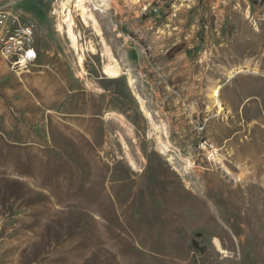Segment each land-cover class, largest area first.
I'll return each instance as SVG.
<instances>
[{"label":"rangeland","instance_id":"rangeland-1","mask_svg":"<svg viewBox=\"0 0 264 264\" xmlns=\"http://www.w3.org/2000/svg\"><path fill=\"white\" fill-rule=\"evenodd\" d=\"M75 2L0 0V264H264V0Z\"/></svg>","mask_w":264,"mask_h":264},{"label":"built area","instance_id":"built-area-1","mask_svg":"<svg viewBox=\"0 0 264 264\" xmlns=\"http://www.w3.org/2000/svg\"><path fill=\"white\" fill-rule=\"evenodd\" d=\"M36 26L21 10H0V55L11 70L19 72L37 57H24V44H34Z\"/></svg>","mask_w":264,"mask_h":264},{"label":"bare ground","instance_id":"bare-ground-1","mask_svg":"<svg viewBox=\"0 0 264 264\" xmlns=\"http://www.w3.org/2000/svg\"><path fill=\"white\" fill-rule=\"evenodd\" d=\"M76 7L82 12V17L84 19V22L86 23L87 20L89 18H91V15L89 14V10L88 7L86 5V0H76ZM90 3L93 5L94 10L98 11V8L96 7V5L94 4V0H90ZM61 8H62V12H63V16L65 17L64 22L67 24L66 28H67V34H68V38L70 39V41L72 42V47L74 49V51L76 52V54L78 55V65H80L82 67L83 65V53H79L80 52V46H79V41L78 39L75 37V33H74V23H72L71 21V8L70 7V2L66 1L63 2L61 4ZM264 44H259V49L261 50L263 48ZM257 50V48L255 49ZM82 52V51H81ZM24 57H36V53L34 50V44H24ZM104 74L107 75V77L109 79H114V78H118L121 76V70H119V68L116 65H108L104 68ZM260 149L261 146L259 147ZM163 151V150H162ZM263 152V151H262ZM261 153V152H260ZM264 153V152H263ZM210 190L212 191L213 189L210 188Z\"/></svg>","mask_w":264,"mask_h":264}]
</instances>
